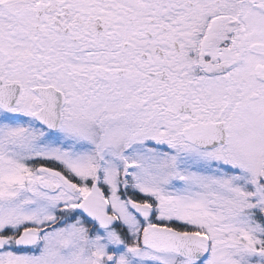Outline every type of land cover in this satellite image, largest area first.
Instances as JSON below:
<instances>
[{
	"label": "snow or ice",
	"instance_id": "snow-or-ice-1",
	"mask_svg": "<svg viewBox=\"0 0 264 264\" xmlns=\"http://www.w3.org/2000/svg\"><path fill=\"white\" fill-rule=\"evenodd\" d=\"M0 264H264V0H0Z\"/></svg>",
	"mask_w": 264,
	"mask_h": 264
}]
</instances>
